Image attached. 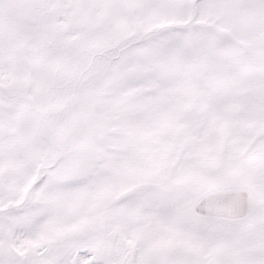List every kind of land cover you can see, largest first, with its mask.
<instances>
[{"label":"snow or ice","instance_id":"snow-or-ice-1","mask_svg":"<svg viewBox=\"0 0 264 264\" xmlns=\"http://www.w3.org/2000/svg\"><path fill=\"white\" fill-rule=\"evenodd\" d=\"M0 264H264V0H0Z\"/></svg>","mask_w":264,"mask_h":264}]
</instances>
